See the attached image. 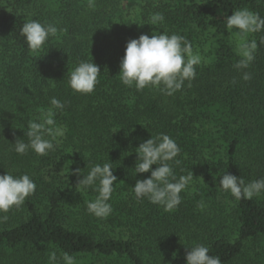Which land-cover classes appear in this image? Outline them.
Masks as SVG:
<instances>
[{
    "label": "trees",
    "instance_id": "trees-1",
    "mask_svg": "<svg viewBox=\"0 0 264 264\" xmlns=\"http://www.w3.org/2000/svg\"><path fill=\"white\" fill-rule=\"evenodd\" d=\"M88 2L0 0V175L28 174L36 184L20 207L0 213L8 217L0 220V264H50L52 252L57 264H64V253L75 264H187L186 253L197 243L222 264H264V193L236 200L219 185L226 172L246 182L264 178V31L249 35L258 42L255 59L237 69L236 30L226 26L235 9L264 17V0ZM155 12L165 19L150 25ZM27 19L58 28L38 52L20 32ZM163 32L191 42L201 57L195 78L171 96L125 86L118 75L127 42ZM82 60L94 61L101 72L90 94L68 84ZM244 72L252 78L243 80ZM52 97L65 104L53 109L63 129L53 140L55 151L17 154L13 143H27L29 119L47 113ZM161 133L180 148L176 176L194 175L172 211L137 200L132 191L151 176L135 174V149ZM105 162L118 179L112 213L97 218L87 203L98 193L77 186Z\"/></svg>",
    "mask_w": 264,
    "mask_h": 264
},
{
    "label": "clouds",
    "instance_id": "clouds-1",
    "mask_svg": "<svg viewBox=\"0 0 264 264\" xmlns=\"http://www.w3.org/2000/svg\"><path fill=\"white\" fill-rule=\"evenodd\" d=\"M89 7H94V0H89ZM163 13L155 12L149 17L150 25L164 21ZM227 29L236 30L238 38L237 54L241 57L234 65L237 69H247L255 59L258 49L256 39H249L250 34L264 31V17L248 8L235 9L233 14L226 18ZM21 35L25 37L29 50L40 51L48 39L55 36L58 28L51 23H41L37 19H27L21 27ZM223 35V33L221 34ZM259 44L264 45V36L259 38ZM201 62L198 53L193 52L191 42L183 35L167 32L160 34H142L138 39L127 42L125 54L120 63L119 78L128 87L140 91L146 87H155L161 93L171 96L181 90L184 82L191 81L196 76V67ZM100 68L94 61L82 60L70 71L68 84L75 92L90 94L98 84ZM251 74L244 72L242 79L250 80ZM235 82V81H234ZM51 108L43 113L38 120L29 119L27 123V143L23 139H16L14 151L25 154L29 149L37 155L47 156L55 151L53 140L63 135V129L56 124L55 110H63L65 104L59 99H50ZM46 137H51L48 139ZM137 162L135 174L148 173L151 176L137 180L132 187L137 200L147 198L155 205L164 207L165 211L176 209L182 202L181 193L187 189L193 180V172L187 175L176 176L173 163L179 164L176 159L180 154L178 144L169 135L161 133L152 136L135 149ZM153 165H158L153 169ZM80 169L75 170L79 174ZM117 176L113 174L111 163L95 164L87 175L78 181L77 187L92 188L97 192L94 200L87 203V211L97 218H107L112 213L109 203ZM219 185L224 192L236 199H252L264 193V178L246 182L244 178L230 174L222 175ZM36 184L28 174L13 175L7 171L0 175V213H7L13 207H20L30 195L34 194ZM205 207L203 201L197 205ZM7 216L0 217L6 221ZM186 253L187 264H222L219 256L209 254V248L203 244H194ZM64 264H75V257L69 253L62 256ZM50 264H57V255H49Z\"/></svg>",
    "mask_w": 264,
    "mask_h": 264
},
{
    "label": "rangeland",
    "instance_id": "rangeland-1",
    "mask_svg": "<svg viewBox=\"0 0 264 264\" xmlns=\"http://www.w3.org/2000/svg\"><path fill=\"white\" fill-rule=\"evenodd\" d=\"M103 262H100L99 264H107V263H109L108 261H103Z\"/></svg>",
    "mask_w": 264,
    "mask_h": 264
}]
</instances>
